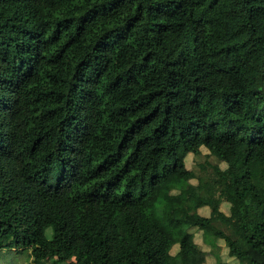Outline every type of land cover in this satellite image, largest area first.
<instances>
[{"label": "trees", "instance_id": "1", "mask_svg": "<svg viewBox=\"0 0 264 264\" xmlns=\"http://www.w3.org/2000/svg\"><path fill=\"white\" fill-rule=\"evenodd\" d=\"M192 229L264 264V0H0V252L203 264Z\"/></svg>", "mask_w": 264, "mask_h": 264}, {"label": "rangeland", "instance_id": "2", "mask_svg": "<svg viewBox=\"0 0 264 264\" xmlns=\"http://www.w3.org/2000/svg\"><path fill=\"white\" fill-rule=\"evenodd\" d=\"M206 152L203 150L202 154L203 156L201 158H195L192 154H190L187 159H186V166L189 169L192 170H197L199 168V166L197 165V163H205L206 158L204 155ZM212 179H208L207 180V185H211L212 186ZM218 192V190H217ZM216 193V192H214ZM217 198H220V193L218 192L217 194H215V199L217 200ZM221 208L222 209H226L224 203L221 204ZM201 214L205 215V216H209L212 214L211 208L206 206L203 207L201 210ZM192 232L194 233V239L195 241H197L199 244H201V248L205 251L206 253V258L203 264H220L219 262H217L216 260V256L218 255L221 258V262L222 264H237V261H235L234 259H231L228 257L227 255V249L226 246L224 245V243L222 241H218L217 242V248L216 249H212L210 246H207L205 244H203L202 242V231L198 230V229H192ZM177 250L174 247L172 249V253H175ZM19 253L15 250H13L12 252L7 253L6 250H2L0 252V262L1 263H5L8 259L10 260L11 264H26L27 262H30V259H20L19 258ZM179 258V255H178ZM180 259V258H179ZM41 264H51L49 260H46L45 262L41 263ZM70 264V263H67Z\"/></svg>", "mask_w": 264, "mask_h": 264}]
</instances>
